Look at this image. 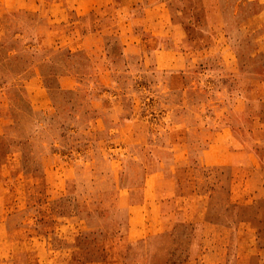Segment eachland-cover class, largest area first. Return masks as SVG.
<instances>
[{
    "label": "rangeland",
    "instance_id": "rangeland-1",
    "mask_svg": "<svg viewBox=\"0 0 264 264\" xmlns=\"http://www.w3.org/2000/svg\"><path fill=\"white\" fill-rule=\"evenodd\" d=\"M51 3L0 0V264H264V0Z\"/></svg>",
    "mask_w": 264,
    "mask_h": 264
},
{
    "label": "crops",
    "instance_id": "crops-1",
    "mask_svg": "<svg viewBox=\"0 0 264 264\" xmlns=\"http://www.w3.org/2000/svg\"><path fill=\"white\" fill-rule=\"evenodd\" d=\"M24 1V0H23ZM52 1V5L53 6H58V5H64V2H65V0H51ZM81 2L82 1H87V0H80ZM91 1H93V0H91ZM34 2V1H33ZM25 3H29L30 4V2L28 1V2H25ZM31 5V4H30ZM84 9L86 8V7H88L89 8V10L88 11H90V10H92V6H91V4L88 6V5H83L82 6ZM30 9H31V7H30ZM83 9V10H84ZM84 11H86V10H84ZM5 222H0V227H3V224H4ZM147 224V226L146 225H144V224H142V226L143 227H138L136 230H138V232H141V231H147V230H150V225H149V223L147 222L146 223Z\"/></svg>",
    "mask_w": 264,
    "mask_h": 264
}]
</instances>
